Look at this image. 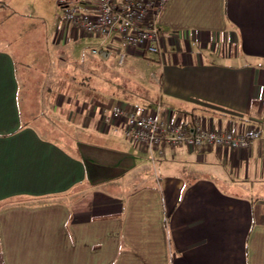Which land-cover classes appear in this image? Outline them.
Instances as JSON below:
<instances>
[{"label":"crops","instance_id":"crops-1","mask_svg":"<svg viewBox=\"0 0 264 264\" xmlns=\"http://www.w3.org/2000/svg\"><path fill=\"white\" fill-rule=\"evenodd\" d=\"M70 1L97 15L95 0ZM64 7L0 0V264H264V0H168L152 104L126 63L149 55L66 22ZM217 33L239 62L201 55L220 53L209 45ZM48 38L69 61L44 51ZM24 67L37 73L25 95L34 113L22 106ZM113 102L261 137L168 146L152 159L124 137Z\"/></svg>","mask_w":264,"mask_h":264},{"label":"built area","instance_id":"built-area-1","mask_svg":"<svg viewBox=\"0 0 264 264\" xmlns=\"http://www.w3.org/2000/svg\"><path fill=\"white\" fill-rule=\"evenodd\" d=\"M97 15L90 17L75 8H64L61 19L82 28L94 36L116 35L128 47L140 55L153 54L160 69L164 66V47L159 27V17L168 0H95ZM91 52L100 50L92 48ZM125 52L118 56L122 64ZM113 119L122 118V134L128 140L146 148L151 158L155 150L162 153L164 147L185 144L192 147L216 145L229 148L250 147L261 137L256 129L234 133L228 129L207 127L199 117L190 123L178 120L165 121L159 117L158 108L127 107L113 102L108 107Z\"/></svg>","mask_w":264,"mask_h":264},{"label":"rangeland","instance_id":"rangeland-1","mask_svg":"<svg viewBox=\"0 0 264 264\" xmlns=\"http://www.w3.org/2000/svg\"><path fill=\"white\" fill-rule=\"evenodd\" d=\"M74 2L70 1L67 5V7L64 8H74ZM78 9V10H77ZM76 12H81L82 10L79 8H75ZM82 13V12H81ZM62 14V13H61ZM46 29L48 28V24L46 23ZM14 35V34H13ZM56 35H58V33H56ZM217 37V38H216ZM211 40V39H210ZM57 41V40H55ZM92 42V41H91ZM91 42H84V43H91ZM260 41H258L257 43H259ZM47 48H49L47 50V48L44 49V51H50L51 55L53 56H57L60 55L61 58H65L64 60L69 61V55L67 54V45L63 44H59V45H55V42L53 40V42H51V40L48 38L47 40ZM51 43V44H49ZM53 43V44H52ZM236 44V43H235ZM234 43L232 44V50H233V46L235 45ZM209 45L211 46H216L217 50H220V53H208L207 49H203L201 55H203L204 57H207L209 59H214L215 61H224L227 63H237L239 62V60L237 58H234V54L232 53L231 56L228 55H223L222 52H226L228 45H227V41L224 37V34H218L213 38L212 42L209 41ZM264 48V45H262V43H259V45H256V49H258V51H261V49ZM11 50L15 51L14 49L10 48ZM28 51V50H27ZM36 51V49H35ZM81 51V50H80ZM80 53V52H79ZM74 55V54H73ZM149 57L151 59H128L126 61L127 65H131V68L134 69L132 71H130L131 73H127L129 76H135L136 75V79L138 80V82H140L141 85H144L147 89L150 90V94L148 97V99L152 100V99H156V94L159 93V89H160V82L158 79L159 76V65L152 59L154 56L153 54H148ZM15 59H17L18 61L21 59V56L16 54L14 55ZM75 56V55H74ZM130 60V61H129ZM242 61V59L240 60ZM42 64L44 65V61H42ZM127 65L125 68H127ZM41 67V65L38 66V68ZM25 68V67H24ZM124 68V69H125ZM37 76V73H33L31 70H29L28 68L23 69V73H21V77H23V81H27V84L29 82V85H25V89L23 91V97H24V102L22 104L24 110L26 112H30V113H34L36 105L35 104H31L28 103V101L25 98V95H27L26 93H29V95H34L37 87L35 86L36 84H34L33 79ZM26 83V82H25ZM31 86V87H30ZM135 91H139L142 92V88H140L139 86L134 87ZM156 100H152L151 104L154 103ZM156 103V102H155ZM154 106V104H153ZM154 110V109H153ZM153 170V169H152ZM154 171V170H153ZM156 171H158V168L156 167Z\"/></svg>","mask_w":264,"mask_h":264},{"label":"trees","instance_id":"trees-1","mask_svg":"<svg viewBox=\"0 0 264 264\" xmlns=\"http://www.w3.org/2000/svg\"><path fill=\"white\" fill-rule=\"evenodd\" d=\"M68 2V0H58V5L60 6V7H64L65 5H66V3ZM145 55V54H144ZM49 88L48 87H46V89L44 90V93L48 90ZM146 93H148L147 91H145ZM144 92V93H145ZM42 104V106L43 105H46V103H41ZM42 113H44V111L43 110H40V113L38 114V115H40V114H42ZM43 115V114H42ZM23 116V115H22ZM41 116V115H40ZM34 117H36L35 115L34 116H32V119L34 118ZM23 119H24V116H23ZM25 121V120H24ZM25 123H27L26 121H25ZM24 123V124H25Z\"/></svg>","mask_w":264,"mask_h":264}]
</instances>
